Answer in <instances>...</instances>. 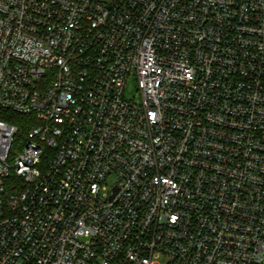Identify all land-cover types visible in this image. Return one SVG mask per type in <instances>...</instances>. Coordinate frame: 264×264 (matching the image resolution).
<instances>
[{"label":"built area","instance_id":"1","mask_svg":"<svg viewBox=\"0 0 264 264\" xmlns=\"http://www.w3.org/2000/svg\"><path fill=\"white\" fill-rule=\"evenodd\" d=\"M2 111L0 264H264V0H0Z\"/></svg>","mask_w":264,"mask_h":264},{"label":"trees","instance_id":"2","mask_svg":"<svg viewBox=\"0 0 264 264\" xmlns=\"http://www.w3.org/2000/svg\"><path fill=\"white\" fill-rule=\"evenodd\" d=\"M108 1V0H101ZM0 119L5 120L13 125H15L18 129V136L21 138L27 131L29 126L26 124V117L12 114L10 112L2 111L0 112Z\"/></svg>","mask_w":264,"mask_h":264},{"label":"rangeland","instance_id":"3","mask_svg":"<svg viewBox=\"0 0 264 264\" xmlns=\"http://www.w3.org/2000/svg\"><path fill=\"white\" fill-rule=\"evenodd\" d=\"M124 98L127 100H133V99H138V95H137V87L135 85V82L133 80V78H131L128 82V85L125 87L124 90ZM19 139L17 138L15 140L14 145H17Z\"/></svg>","mask_w":264,"mask_h":264}]
</instances>
